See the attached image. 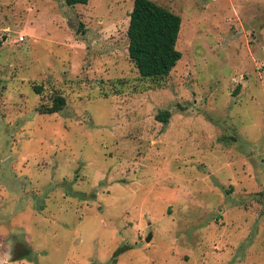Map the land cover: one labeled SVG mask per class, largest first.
I'll return each instance as SVG.
<instances>
[{"label":"rangeland","instance_id":"obj_1","mask_svg":"<svg viewBox=\"0 0 264 264\" xmlns=\"http://www.w3.org/2000/svg\"><path fill=\"white\" fill-rule=\"evenodd\" d=\"M153 1L161 80L133 0H0V264H264V0Z\"/></svg>","mask_w":264,"mask_h":264},{"label":"trees","instance_id":"obj_2","mask_svg":"<svg viewBox=\"0 0 264 264\" xmlns=\"http://www.w3.org/2000/svg\"><path fill=\"white\" fill-rule=\"evenodd\" d=\"M88 0H64L67 5L86 4ZM181 17L153 0H133L126 30L128 55L138 73L143 78L161 80L177 64L181 52L176 47L180 31ZM42 89L34 86L36 93ZM65 105V97L55 94L51 105L38 108L40 113L50 114L60 111ZM169 111L157 115L167 121Z\"/></svg>","mask_w":264,"mask_h":264},{"label":"water","instance_id":"obj_3","mask_svg":"<svg viewBox=\"0 0 264 264\" xmlns=\"http://www.w3.org/2000/svg\"><path fill=\"white\" fill-rule=\"evenodd\" d=\"M150 237H151V235L149 234V235L145 238V240H146V241H149V240H150Z\"/></svg>","mask_w":264,"mask_h":264}]
</instances>
